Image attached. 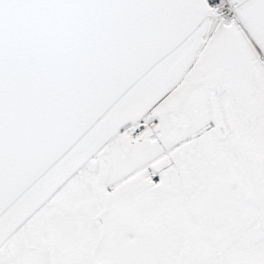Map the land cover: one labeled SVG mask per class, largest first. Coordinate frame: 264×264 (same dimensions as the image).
Returning <instances> with one entry per match:
<instances>
[{"label": "snow or ice", "instance_id": "snow-or-ice-1", "mask_svg": "<svg viewBox=\"0 0 264 264\" xmlns=\"http://www.w3.org/2000/svg\"><path fill=\"white\" fill-rule=\"evenodd\" d=\"M0 264H264V0H0Z\"/></svg>", "mask_w": 264, "mask_h": 264}]
</instances>
